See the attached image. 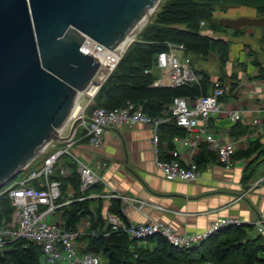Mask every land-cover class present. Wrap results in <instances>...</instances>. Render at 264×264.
<instances>
[{
  "label": "trees",
  "instance_id": "obj_1",
  "mask_svg": "<svg viewBox=\"0 0 264 264\" xmlns=\"http://www.w3.org/2000/svg\"><path fill=\"white\" fill-rule=\"evenodd\" d=\"M241 6L256 8L257 16H264V0H169L163 3L141 29L136 40L126 50L87 107L86 117L89 118L98 107L113 109L133 102L142 104L146 114L157 118L165 113L166 106L175 97L193 99L201 94H208L214 85L212 76L205 70H195L193 64H196L199 58L208 59L210 52L218 55L220 64L224 65L229 61L233 39H220L215 36L218 28L229 30L216 22L217 10L226 11ZM202 22L205 24L202 25ZM207 29L213 34L207 33ZM245 30L246 28L233 30L234 36H240ZM167 42L186 46L196 74H202L203 78L199 84L194 82L175 88L153 85L157 75L148 73V70L157 64L158 55L168 49ZM223 77L226 78L227 74H223ZM257 77L264 78V73ZM236 85V81L232 82L231 89H235ZM80 127L76 137L88 141L85 129ZM237 128L240 130L235 135H243L248 131L242 126ZM158 132L160 145L165 137H183L187 134L186 129L178 126L173 119L162 123ZM201 147V152L196 156L199 167L217 158L208 144L203 143ZM161 153V158L166 159L167 156L162 150ZM46 156H39L27 169L31 172L40 170ZM252 157L254 158L247 167L252 164L255 166L245 178L248 180L257 167L264 163V144L260 141L251 142L248 149L239 150L233 156L234 160ZM62 165L68 167L71 174L64 177L56 167L50 178L62 181V196L66 194L68 187L74 189V201L63 207L65 227L77 229L83 219L90 218L91 223L87 231H97L98 235L82 234L80 240L85 243L87 252L102 254L103 264H264V236L257 232L253 224L225 228L207 241L189 248H176L160 235L151 236L142 243L132 241L126 232L112 231L108 222L110 212L123 215L122 200L112 199L107 210L104 208L102 197H98V204L94 205L95 199L89 196L93 193H103V184H95L83 192L77 163L68 155H64ZM82 196H85V199H79ZM12 210L9 194L3 192L0 196V218L11 217ZM43 256L41 246L22 239L0 247V264H43Z\"/></svg>",
  "mask_w": 264,
  "mask_h": 264
},
{
  "label": "built area",
  "instance_id": "obj_2",
  "mask_svg": "<svg viewBox=\"0 0 264 264\" xmlns=\"http://www.w3.org/2000/svg\"><path fill=\"white\" fill-rule=\"evenodd\" d=\"M204 24L202 22V25ZM167 45L168 49L158 55L157 64L148 70V73L157 75L153 85L175 88L194 82L199 84L201 78L192 66V57L186 46L173 42H167ZM82 50L99 59V55L107 48L88 39L82 46ZM229 93V86L221 79H217L208 94H201L193 99L175 97L166 106V111L161 117H151L145 113L142 104L128 102L126 106L120 108L98 107L81 125L85 129V136L89 143L98 148L102 146L105 132L109 127L119 125L133 127L138 123L151 124L154 128L153 146L156 164L163 171L165 178L170 181L195 182L200 178L201 172L196 156L192 154L190 148L197 149L206 143L226 169L235 166L233 156L238 151L237 143L228 139V133L219 132L210 127L212 118L220 117L223 113L221 98ZM83 116L86 117V114L83 113ZM171 119L175 120L178 126L186 129L187 134L183 136L182 142L189 148V152L182 154L166 146L167 157L162 159L158 129L162 123ZM230 119L234 123L244 122L247 125L262 126L264 123L263 118H255L247 122L238 109L231 111ZM68 126L69 129L65 132ZM71 127L72 121L61 132L62 135L69 136L65 146L47 155L40 170H33L27 177L14 184L11 182L4 191L9 194L13 210L11 217L0 218V247L22 239L41 246L48 264H103L102 254L87 252L79 243L82 234L98 235L97 231H87L91 223L90 218L83 219L77 225V229L66 228L63 207L74 201L73 194H70L69 199L62 200V181L50 178L56 167L64 177L71 174V170L62 165L63 156L68 155L77 163L83 192L98 183L111 187V183L105 181L98 170L73 152L78 128L70 135ZM54 143L55 141L51 142L48 147L55 146L56 143ZM105 165L98 162L99 168ZM104 196L121 199V211L124 216L126 207L133 201L132 197L118 191L98 197ZM79 199H85V196ZM123 215L115 212L108 213V222L112 231H124L132 241L137 243H142L151 236L160 235L176 248H189L201 244L221 230L233 226L253 224L258 233H264V221L248 222L233 216L217 220L204 232L179 234L171 224L155 220L133 222L125 219Z\"/></svg>",
  "mask_w": 264,
  "mask_h": 264
},
{
  "label": "water",
  "instance_id": "obj_3",
  "mask_svg": "<svg viewBox=\"0 0 264 264\" xmlns=\"http://www.w3.org/2000/svg\"><path fill=\"white\" fill-rule=\"evenodd\" d=\"M160 2L0 0V190L51 142H66L69 136L61 132L68 123L72 135L88 120L73 115L80 93L102 66L82 50L87 40L118 53ZM216 22L241 30L264 27V16H226Z\"/></svg>",
  "mask_w": 264,
  "mask_h": 264
},
{
  "label": "crops",
  "instance_id": "obj_4",
  "mask_svg": "<svg viewBox=\"0 0 264 264\" xmlns=\"http://www.w3.org/2000/svg\"><path fill=\"white\" fill-rule=\"evenodd\" d=\"M228 16L256 15L249 12ZM217 17L224 15L217 14ZM230 38L233 43L227 63L220 64L218 55L210 52L208 59L204 61L199 58L196 62L199 66L195 64L194 68L205 70L212 76L213 82L221 79L229 86L230 93L221 99L223 113L220 117L212 118L210 127L228 133V139L237 143L239 151L248 149L251 142L264 144V123L262 126L247 125L244 122L234 123L230 119V113L235 109L241 111L247 122L255 118L264 119V78L257 77L264 73V27L247 28L240 36ZM210 60L212 64L209 68L202 66L201 62L205 64ZM223 74H227V77H223ZM199 77L202 79V74ZM234 81L237 85L232 90L231 83ZM237 126L247 128V133L235 135L240 130ZM81 127L84 128L83 125ZM153 135L151 124L138 123L133 127H109L102 146L98 148L76 137L73 152L111 183V187L103 185V193L89 196L95 199L94 205L98 204V196L118 191L133 198L126 207L125 219L133 222L162 221L171 224L179 234L204 232L214 222L228 216L248 222L264 221V163L248 180L245 178L255 164L249 168L247 165L254 157L236 159L231 169H226L215 158L200 166L201 174L197 181H170L156 164ZM182 138L165 137L162 152L166 155L168 146L187 154L189 148L183 144ZM201 148L190 150L197 156ZM98 162L106 165L99 168ZM102 198L106 210L112 199H118Z\"/></svg>",
  "mask_w": 264,
  "mask_h": 264
},
{
  "label": "rangeland",
  "instance_id": "obj_5",
  "mask_svg": "<svg viewBox=\"0 0 264 264\" xmlns=\"http://www.w3.org/2000/svg\"><path fill=\"white\" fill-rule=\"evenodd\" d=\"M166 1H169V0H161V2H160V4L158 5V7L156 8V10H155V12L158 10V8L163 4V3H165ZM154 12V13H155ZM249 12H251V13H254L255 15H257V9L256 8H253V7H248V6H241V7H238V8H235V9H232V8H230V9H228V10H226V11H220V9H218L217 10V14H219V15H224V17H229L228 15H238L239 13H249ZM153 13V14H154ZM153 14H152V16H153ZM151 16V17H152ZM151 17H149L150 19H151ZM150 21V20H149ZM148 21V22H149ZM148 22H146L141 28H140V31H141V29L144 27V26H146L147 25V23ZM207 33H210V34H213L212 32H211V30H205ZM230 30H224L223 28H218V30L217 31H215V36L216 37H218V38H230V37H236V36H234V31L233 30H231V32H232V34L233 35H231L230 33ZM135 37H136V35H135ZM124 55V54H123ZM208 57H209V55H208ZM202 60H206V59H203V58H201ZM120 61V60H119ZM202 63V66L204 65V66H208V67H206V68H209L210 67V65L212 64V60H210V62L208 61L207 63H203V62H201ZM193 65H195V64H193ZM197 66H199L198 64H196ZM201 66V67H202ZM114 70V69H113ZM92 98H90V100H91ZM89 100V98L84 94L82 97H81V104L83 105V106H87V107H89V105L92 103L91 101ZM88 101H90V103L88 102ZM87 104V105H86ZM87 107H86V109H87ZM85 109V108H84ZM86 109H85V111H86ZM84 111V110H83ZM83 111H79L78 112V116H82L83 115V113H85V111L83 112ZM77 116V117H78ZM81 126V125H80ZM79 126V127H80ZM81 128V127H80ZM68 129H69V126L66 128V130H65V132H67L68 131ZM56 143V144H55ZM54 144H55V146L56 147H54V148H51L52 147V145L51 146H49L48 147V149L46 150V152L44 153V154H46V155H50L52 152H54L57 148H62V147H64L65 146V142H55ZM49 148H51V149H49ZM41 156V155H40ZM31 173V171L30 170H28L27 168L23 171V172H21L20 174H19V176L15 179V180H13L12 181V183L11 184H14V183H16L17 181H19V180H21V179H24L25 177H27L29 174ZM9 185H7L6 187H4L3 189H1L0 190V194L1 193H3L6 189H7V187H8ZM70 194H74V189H73V187H68L67 188V192H66V194H64V196H63V198H62V200H67V199H69V196H70ZM92 217V216H91ZM79 243H80V245L82 246V248L84 247V248H86L85 247V243L83 242V241H81V240H79ZM103 262H104V258H103ZM42 263L43 264H47L48 262H47V260H46V257L45 256H43L42 257Z\"/></svg>",
  "mask_w": 264,
  "mask_h": 264
},
{
  "label": "bare ground",
  "instance_id": "obj_6",
  "mask_svg": "<svg viewBox=\"0 0 264 264\" xmlns=\"http://www.w3.org/2000/svg\"><path fill=\"white\" fill-rule=\"evenodd\" d=\"M149 15L145 18L144 22L142 23L141 27L149 21ZM140 27V28H141ZM140 28L138 29V31L140 30ZM135 38V35H133L130 39V41L128 42V44L118 53H116L113 50H106L104 51V53H101L99 55V59L101 61V68L100 71L96 77V79L91 83V85L89 86V88L87 90H85L84 92L80 93L75 110L73 111V115L74 116H78V112L79 111H83L84 108L86 109L87 106H83L81 104V97L85 94L89 100L90 98H93L94 95L96 94V92L98 91V89L100 88L101 84L103 83V81L110 75V73L113 71V69L115 68V66L117 65L118 61L120 60V58L123 56V54L126 52V50L128 49L129 45L133 42ZM92 100V99H91ZM90 100V101H91ZM90 101H88L90 103ZM87 105V104H86Z\"/></svg>",
  "mask_w": 264,
  "mask_h": 264
}]
</instances>
